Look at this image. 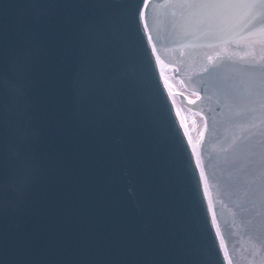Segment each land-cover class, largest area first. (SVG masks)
Segmentation results:
<instances>
[{
  "label": "water",
  "instance_id": "water-1",
  "mask_svg": "<svg viewBox=\"0 0 264 264\" xmlns=\"http://www.w3.org/2000/svg\"><path fill=\"white\" fill-rule=\"evenodd\" d=\"M185 11L0 0V264H264V43Z\"/></svg>",
  "mask_w": 264,
  "mask_h": 264
},
{
  "label": "snow or ice",
  "instance_id": "snow-or-ice-1",
  "mask_svg": "<svg viewBox=\"0 0 264 264\" xmlns=\"http://www.w3.org/2000/svg\"><path fill=\"white\" fill-rule=\"evenodd\" d=\"M183 4L186 8L183 15L189 25L195 21L242 15L244 23L248 25L246 31L251 34L252 39L264 43V11H247L264 6V0H259V3H243L240 0H183Z\"/></svg>",
  "mask_w": 264,
  "mask_h": 264
}]
</instances>
